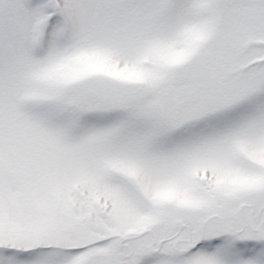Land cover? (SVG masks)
<instances>
[{"label":"snow or ice","instance_id":"1","mask_svg":"<svg viewBox=\"0 0 264 264\" xmlns=\"http://www.w3.org/2000/svg\"><path fill=\"white\" fill-rule=\"evenodd\" d=\"M0 264H264V0H0Z\"/></svg>","mask_w":264,"mask_h":264}]
</instances>
